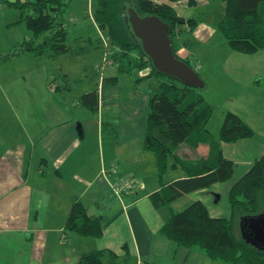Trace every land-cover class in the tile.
Returning <instances> with one entry per match:
<instances>
[{
	"label": "crops",
	"instance_id": "0c3cea01",
	"mask_svg": "<svg viewBox=\"0 0 264 264\" xmlns=\"http://www.w3.org/2000/svg\"><path fill=\"white\" fill-rule=\"evenodd\" d=\"M15 1L0 0V12L7 15L4 6L17 8L10 4ZM88 1L70 0L65 27L69 22L85 30L74 39L67 32L65 50L57 53L48 46L42 53L0 58L1 106L11 113L6 124L15 125L0 133V264H77L83 253L96 249L104 252L102 264H227L197 246L178 244L161 227L194 201H202L213 217H232V185L264 154V49L244 53L231 48L218 30L224 0L179 4L191 9L189 16L179 12L175 1L155 0L169 2L180 16L194 20L174 38L181 58H204L205 48L191 45L207 42L212 43V58L223 57L227 94L222 102H210L213 111L221 110L222 123L230 110L254 130L250 137L220 140L222 123L212 132L211 117L206 127L220 140L222 155L234 162L233 176L174 195L177 181L204 172L210 143L185 141L169 156L164 173L159 172L155 152L143 144L157 78L146 69L122 71L112 59L116 45L106 55L99 37L91 36L98 24ZM200 8L206 16L195 17ZM210 14L212 21H205ZM93 91L91 108L84 96ZM126 174L142 186L120 199L110 181ZM78 201L90 217L100 219V236L67 228Z\"/></svg>",
	"mask_w": 264,
	"mask_h": 264
},
{
	"label": "trees",
	"instance_id": "16d2710c",
	"mask_svg": "<svg viewBox=\"0 0 264 264\" xmlns=\"http://www.w3.org/2000/svg\"><path fill=\"white\" fill-rule=\"evenodd\" d=\"M127 1L135 2L143 13H156L170 22L173 41L178 32L184 31H178L177 26L188 24L191 28L194 20L181 17L169 2L93 0V14L98 28L109 37V47L116 45L119 48L112 55L113 61L124 72L146 69L149 77L157 78L150 91L144 147L155 152L159 172L164 173L169 156L174 155L185 141H190L193 146L204 141L210 143L211 150L205 158L207 165L203 167L204 172L177 181L178 189L174 195L231 179L234 162L222 155L220 140L235 141L253 136V128L237 113L229 110L220 127V140L212 136L206 127L212 107L202 98L200 100L191 95L193 87L153 68L125 22L124 3ZM10 4L21 8L23 13L28 9L29 14L23 20L34 32V38L25 39L19 46L0 54V58L25 51L42 53L48 46L57 53L66 49L65 20L70 0H27L21 6L15 2ZM224 4L225 16L218 30L231 48L244 53L264 49V0H224ZM190 28L184 27L185 30ZM174 47L177 51L175 43ZM186 61L190 63V60ZM84 99L88 106L94 108L96 91L86 94ZM228 200L233 212L230 218L213 217L202 201H194L185 209L172 213L162 225L161 232L178 244L203 249L213 260L227 264H264V251L247 243L239 229L240 217L264 211V154L232 185ZM67 228L86 236L98 237L102 234L100 219L90 217L81 201L72 206ZM103 253L100 249L87 251L77 264H102Z\"/></svg>",
	"mask_w": 264,
	"mask_h": 264
},
{
	"label": "water",
	"instance_id": "95a60500",
	"mask_svg": "<svg viewBox=\"0 0 264 264\" xmlns=\"http://www.w3.org/2000/svg\"><path fill=\"white\" fill-rule=\"evenodd\" d=\"M124 19L132 37L155 70L190 87H206V82L198 71L177 54L170 22L156 13L141 12L133 1L124 3ZM239 229L247 243L264 251V211L240 217Z\"/></svg>",
	"mask_w": 264,
	"mask_h": 264
},
{
	"label": "rangeland",
	"instance_id": "374dc122",
	"mask_svg": "<svg viewBox=\"0 0 264 264\" xmlns=\"http://www.w3.org/2000/svg\"><path fill=\"white\" fill-rule=\"evenodd\" d=\"M22 1H15L17 5H22L25 2ZM212 2V0H211ZM175 3L178 4L177 9L180 13L184 16H189L191 13V9H186L185 7H182L180 4V0H175ZM75 4V3H74ZM88 8L93 11V0L88 1ZM11 9V10H9ZM3 11H7V15L0 12V54H3L7 52L8 50H12L15 47L19 46L21 43L24 42L26 38L33 37L34 38V32L31 30V28L28 26L25 20L23 18L26 16V14H29L28 9L24 10V13L22 12L21 8H9L7 6H4ZM9 11V13H8ZM197 11V12H196ZM202 8L199 10H195V17L201 18V16H206V13H202ZM182 17V16H181ZM212 19V15L210 14L209 17H205V21H210ZM212 21V20H211ZM88 24V22H86ZM184 27L189 28L190 26L188 24L179 27L180 31L185 30ZM68 35L74 39L75 37H79V34H81V30L84 31L85 29L83 27H77L74 24H71L68 22V25L65 27ZM87 28V27H86ZM95 27L92 26L91 30V36L95 39L99 37L101 43L103 44L101 33L99 32V29H94ZM94 30V31H93ZM105 34V33H104ZM38 40H41L39 38ZM69 45V44H68ZM72 48H76V44H71ZM194 49L196 48H205V50L202 51L204 58L195 56L194 60H190V64L198 71V73L201 75V77L206 82V87L204 89L194 88L190 91L191 95L199 97L206 102V104H211L212 102H222L224 98L226 97V87L223 86V73H222V58L221 57H214L212 58V55H215L212 53V43H204L200 47L194 45V43L191 45ZM109 50V49H108ZM133 53H138V51H134ZM199 58V59H198ZM109 59V58H108ZM51 61V60H50ZM1 71V66H0ZM36 82L35 79H33V83ZM205 98V99H204ZM191 99V97H190ZM199 100V101H200ZM211 102V103H210ZM2 99L0 95V133H2L3 128L10 127L12 129L15 128L14 123H10L9 125L6 124V120L9 119L10 110L7 107L1 106ZM211 106V105H210ZM221 110L219 108H215V111H212V119L210 120L209 126L212 127V132L217 128L218 124L223 119H220L221 117ZM210 117V118H211ZM5 130V129H4ZM262 209L264 210V203L262 204ZM238 225V224H237ZM224 263V262H221Z\"/></svg>",
	"mask_w": 264,
	"mask_h": 264
},
{
	"label": "built area",
	"instance_id": "2783aa9c",
	"mask_svg": "<svg viewBox=\"0 0 264 264\" xmlns=\"http://www.w3.org/2000/svg\"><path fill=\"white\" fill-rule=\"evenodd\" d=\"M188 2L189 0H181L180 4H185ZM98 29H99V32L101 33L103 45L105 46V53L106 55H108L110 53L108 51V48H109L108 45H109L110 39L106 34H104L105 32L103 30H101L100 28ZM102 175L106 177L107 179H109V177H107L108 176L107 170L103 169ZM110 184H111V187L114 193L118 195L120 199H123L124 196L126 195L137 192L142 186L141 181L137 177H135L133 174H126L121 177L119 176L114 181L111 180Z\"/></svg>",
	"mask_w": 264,
	"mask_h": 264
}]
</instances>
